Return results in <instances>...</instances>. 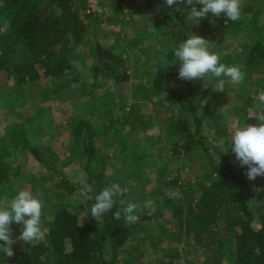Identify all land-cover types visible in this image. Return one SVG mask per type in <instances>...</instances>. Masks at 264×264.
<instances>
[{"label":"trees","instance_id":"trees-1","mask_svg":"<svg viewBox=\"0 0 264 264\" xmlns=\"http://www.w3.org/2000/svg\"><path fill=\"white\" fill-rule=\"evenodd\" d=\"M107 1L111 8H116L119 3H126L131 8L139 7L136 0ZM86 7V0H0V79L13 80L20 85L50 78L52 82H57V91L69 88V82L74 79L69 80L73 67L69 44L87 42L88 35L101 21L97 13L86 12ZM152 7H159L164 21L173 23L162 38H172L176 47L188 38L185 9H190L191 5L178 3L168 8L164 0H146L144 10ZM195 7L199 9L202 5ZM262 7L264 10V0ZM177 8L180 10L177 11ZM250 9L252 6L248 5L246 11ZM196 26L195 33L209 44L215 41L216 31L228 32V39L237 35L242 27L239 20L230 21L210 13ZM258 28L253 27L249 31L251 36L244 43L245 65L259 69L260 73L255 80V93L264 90V65L261 63L264 60V35L260 32L262 28ZM94 51L97 58L95 72L102 69L112 71L121 64L119 55L99 42L95 43ZM168 56L172 57L173 53L170 51ZM221 63L227 65L228 60L221 58ZM173 76L175 74L170 69L158 67L146 83L147 96L152 98L153 104H161L167 99L177 110L178 116L171 120L170 155L160 153L162 146L156 154H147L144 150L138 152L141 150L128 136L129 133L143 128L148 147L155 146L157 138L151 134L150 115L143 113L136 103L127 105L121 117H111L108 126L111 129H127L122 130L121 141H111L109 145L114 153H119L121 161L131 164L134 171L132 178L120 172V165H113L115 161L112 156L97 150L95 137L103 132L89 120L79 119L73 132L79 138L85 156L83 169L87 198L79 204L84 218L81 219L78 212L68 206L61 205L51 214L46 243L36 246L26 244L20 248L14 243V255L6 257L0 252V264H184L178 261V252L167 250L164 246L165 240L173 239L178 231L177 238L182 234L204 250L216 249L215 246L220 247L225 242L231 264H264V192L254 191L246 179L247 166H240L235 153L231 151L232 128L227 115L232 108L221 103L219 91L215 90L214 84H218L219 78L210 76L207 94L203 97L192 81L185 80L183 86H172ZM250 104L248 98L241 101L239 110L233 113L236 125L259 123L248 118ZM32 151L36 155L37 150L33 148ZM180 157L184 159L185 166L199 160L207 161L210 170L191 188L184 187L178 198H170L169 192H164L165 189L170 191L180 187L177 183L178 171L172 178L163 179L158 186H152L149 193L154 197L153 211L142 216L140 207L137 211L139 219L148 220L156 213L172 225L159 232L158 242L152 250L149 241L145 243L148 236L136 235L134 224L127 225L123 213L120 220L113 219V213L125 206L120 204L121 200L142 205L134 195L147 193L146 185L150 182L148 167L153 168L151 175L156 179L167 172L170 159ZM107 165L111 171L106 168ZM47 168L55 171L54 166ZM10 177V170L0 161V189L5 184L9 185ZM130 180L136 182L134 187L128 185ZM252 182L255 188L260 187L264 185V176H257ZM112 183H119L121 189L129 187L130 190L114 197L116 204L99 222L90 212L85 217L95 202L88 197H94ZM56 187L69 195L78 188L77 184L64 177ZM89 187L93 189L92 192L87 191ZM255 199L260 200L258 205ZM213 230L221 231L222 238H214ZM122 246L129 247L128 257H113V252ZM185 264L192 263L186 260ZM196 264H220L219 252L214 254L212 261Z\"/></svg>","mask_w":264,"mask_h":264},{"label":"rangeland","instance_id":"rangeland-1","mask_svg":"<svg viewBox=\"0 0 264 264\" xmlns=\"http://www.w3.org/2000/svg\"><path fill=\"white\" fill-rule=\"evenodd\" d=\"M136 1L138 8L128 7L126 3H119L116 8H111L107 0L105 2L86 0V12L97 13L101 21L88 35L87 42L69 44L73 64L69 80L74 78L69 82V88L57 91V82L53 81V83L50 78L28 81L20 85H16L13 80L0 79V161L11 173L9 185L5 184L0 189V200H10L19 189H29L34 196L39 193V199L43 204L41 226L45 231L50 227L51 214L61 205L68 206L69 209L78 212L81 219L84 218L79 211V204L85 202L87 198L86 174L83 169L85 156L80 140L73 132V127L79 119L89 120L103 132L95 137L97 150L102 154L107 152L108 156L114 158L113 165L115 167L120 165V172L132 178L134 171L131 164L128 161H121L119 153H114L109 145L111 141L116 143L121 141L122 132L127 129L123 127L111 129L108 126L111 117H121L127 110V105L136 103L143 113L150 115L151 134L157 138L155 146L148 147L144 140L146 132L143 128L129 133L128 136L141 150L138 152L142 153L144 150L147 154L151 152L156 154L162 146L163 150L160 153L170 155V135L173 131L171 120L178 116V113L175 106L167 99L161 104H153L152 98L147 96L146 83L156 69L162 67L170 69L175 74L172 86L184 85L185 80L178 78L180 63L178 60L172 63L173 49L176 47L173 39L162 38V34L173 27V23L164 21L159 7H152L146 11L144 10L146 0ZM262 3L263 0H242V15L239 19L242 27L237 35L227 39L226 37H230L228 32L216 31L215 41L211 44L207 43L210 52L220 55V62L222 58L228 60L227 65L238 64L245 73L244 82L239 85L232 84L224 77L219 78L225 79L224 91H219L220 101L224 106L232 108L231 113L227 115L231 128L236 125L233 113L239 110L238 106H241L242 100L245 98L250 100L248 116L255 109L257 95L255 80L260 73L259 69L245 65L244 43L250 38L249 31H252L253 27L262 28L260 32L264 35ZM248 5L252 6L250 11H246ZM187 24L189 34H196V24ZM96 42L119 55L121 64L118 68L95 72ZM170 51L173 56L169 58L167 54ZM261 63L264 65V60ZM209 80L210 75L206 79L191 81L196 85L197 91L205 97ZM216 85L217 83L214 87ZM251 119L258 122L255 118ZM33 148L37 150L36 155L32 151ZM182 160L184 159L181 157L177 160L170 159L167 172L156 179L151 175L153 168L148 167L150 182L146 185L147 193L134 195L135 199H138L142 205L144 200L153 199L154 197L149 193L152 186H158L163 179L172 178L176 171H178L177 183L180 187L175 191L181 193L184 187L191 188L210 170L207 161L199 160L185 166ZM48 166H54L55 171H50ZM109 167L107 165L106 168L110 170ZM62 177L77 184L78 188L74 194L69 195L56 187ZM246 179L256 193L264 192V185L255 188L252 180ZM164 192L169 191L165 189ZM254 202L258 205L260 200L255 199ZM142 205V216L153 211L154 205L151 209ZM170 226L172 227L169 221L163 220L162 216L156 213L150 219H138L134 224L136 235L148 236L145 243L149 241V248L152 250L155 249L154 244L158 242L159 232ZM11 228L12 239L19 248L24 247L26 243L17 240L22 225L13 224ZM179 233L180 231L176 232L173 239H166L164 243L167 250L178 252L179 262L185 264L188 260L196 264L212 261L214 254L219 252L220 264H231L225 242H222L220 247L215 246L216 249L204 250L194 245L190 238H184L182 234L177 238ZM212 234L216 239L222 238L221 231L213 230ZM128 248L120 247L113 252V257L126 259Z\"/></svg>","mask_w":264,"mask_h":264},{"label":"clouds","instance_id":"clouds-1","mask_svg":"<svg viewBox=\"0 0 264 264\" xmlns=\"http://www.w3.org/2000/svg\"><path fill=\"white\" fill-rule=\"evenodd\" d=\"M168 8L176 6L178 3L191 5L186 8V22L198 24L201 19L206 18L210 13L215 17H225L230 21H237L241 18L242 0H164ZM202 5L199 9L195 5ZM180 9L177 8V11ZM174 60L180 62L178 78L182 80H194L204 78L209 75L214 78L224 77L234 85L244 82L245 73L241 66L226 65L220 62V55L210 52L205 38L189 34L186 40L181 41L173 49ZM225 79H219L215 90L224 91ZM255 109L248 118H255L259 123L236 125L231 129V151L235 153L236 161L240 166H247L245 173L249 180H255L257 176H264V90L257 92L255 97ZM227 152V151H225ZM135 181H128L130 187L135 186ZM129 187L121 189L119 183H112L104 187L94 197L90 210L85 213L99 222L105 213L110 212L116 204L114 197L122 191H129ZM92 192V188L87 189ZM170 198H178L179 192L169 191ZM125 205L122 209H117L113 213V219L120 220L123 213L124 222L131 226L135 224L139 217L137 215L140 204L134 202L120 201ZM154 201L149 198L143 201V207L151 209ZM42 201L39 193L36 196L29 189H19L10 200H0V252L6 257L14 255L12 245L16 242L12 239L11 225H22L20 235L17 240H23L26 244L33 246L46 243V231L41 226Z\"/></svg>","mask_w":264,"mask_h":264}]
</instances>
